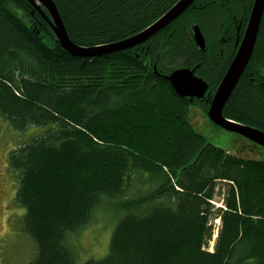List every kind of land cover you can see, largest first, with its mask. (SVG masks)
Listing matches in <instances>:
<instances>
[{"label": "trees", "instance_id": "obj_1", "mask_svg": "<svg viewBox=\"0 0 264 264\" xmlns=\"http://www.w3.org/2000/svg\"><path fill=\"white\" fill-rule=\"evenodd\" d=\"M178 1L54 0L84 47L132 37ZM253 4L196 0L149 41L82 58L28 0H0V118L16 131L38 128L7 156L21 229L37 249L29 264H80L71 238L107 200L123 212L109 252L82 264H264L263 147L233 132L243 141L217 146L191 122V107L209 119ZM182 67L209 84L203 100L172 87L167 76ZM223 114L264 131V15Z\"/></svg>", "mask_w": 264, "mask_h": 264}, {"label": "rangeland", "instance_id": "obj_2", "mask_svg": "<svg viewBox=\"0 0 264 264\" xmlns=\"http://www.w3.org/2000/svg\"><path fill=\"white\" fill-rule=\"evenodd\" d=\"M198 26V25H195ZM200 28V27H199ZM194 30V29H193ZM192 112L194 129L206 136L217 146L229 148L242 142L232 132L217 129L199 109ZM193 110V111H192ZM34 127L27 132L16 131L0 118V264H29L37 254L33 240L23 233L21 219L25 213L17 204V181L8 164V153L35 134ZM246 140V138H244ZM247 143H252L246 140ZM249 145V144H248ZM250 146V145H249ZM264 154V149L259 150ZM217 206H222V197H218ZM123 212L109 200L103 202L94 212L91 222L71 238V245L76 253L77 262L82 264L89 260H100L109 252L111 238ZM221 220L214 221L213 239L208 249L214 251L216 238L220 231Z\"/></svg>", "mask_w": 264, "mask_h": 264}, {"label": "water", "instance_id": "obj_3", "mask_svg": "<svg viewBox=\"0 0 264 264\" xmlns=\"http://www.w3.org/2000/svg\"><path fill=\"white\" fill-rule=\"evenodd\" d=\"M28 1L35 6L45 21L51 26L62 47L71 55L82 58L99 57L141 45L181 16L196 2V0H180L166 16L162 17L148 29L132 37L113 43L84 47L77 45L70 38L54 0ZM263 15L264 0H254L246 31L239 44V51L218 86L208 110V117L213 124L226 131L244 136L262 147H264V131L227 119L223 111L253 56ZM194 35L198 46L201 49H205V39L199 26L194 27ZM168 79L180 97L191 100H203L210 87L206 81L195 75L194 70L190 68L178 69Z\"/></svg>", "mask_w": 264, "mask_h": 264}, {"label": "bare ground", "instance_id": "obj_4", "mask_svg": "<svg viewBox=\"0 0 264 264\" xmlns=\"http://www.w3.org/2000/svg\"><path fill=\"white\" fill-rule=\"evenodd\" d=\"M179 1H180V0H179ZM179 1H178L175 5H173V7H171V9H173V8L179 3ZM32 5H33V4H32ZM171 9H169V10H168V11H167L162 17L166 16V15L169 13V11H171ZM188 9H189V8H188ZM162 17H161V18H162ZM179 17H180V16H179ZM179 17H178V18H179ZM249 17H250V16H249ZM161 18H159L157 21H159ZM178 18H177V19H178ZM262 19H263V18H262ZM44 20H45V19H44ZM175 20H176V19H175ZM175 20H174V21H175ZM248 20H249V18H248ZM157 21H156V22H157ZM174 21H173V22H174ZM156 22H154L152 25H154ZM173 22H172V23H173ZM261 23H262V22H261ZM170 24H171V23H170ZM170 24H169V25H170ZM247 24H248V22H247ZM152 25H150L149 27H151ZM169 25H168V26H169ZM149 27H147L146 29H148ZM166 27H167V26H166ZM166 27H165V28H166ZM194 27H195V26H194ZM194 27H193V29H194ZM246 27H247V25H246ZM246 27H245L244 33H245V31H246ZM260 27H261V26H260ZM146 29H144V30H146ZM144 30H143V31H144ZM162 30H163V29H162ZM162 30H161V31H162ZM143 31H141V32H143ZM161 31H159V32H161ZM159 32H158V33H159ZM201 32H202V31H201ZM139 33H140V32H139ZM158 33H157V34H158ZM157 34H156V35H157ZM193 34H194V30H193ZM156 35H154V36H156ZM154 36H153V37H154ZM194 36H195V35H194ZM203 36H204V35H203ZM243 36H244V34H243ZM243 36L237 40V42H238V47H237L236 55H237V53H238V51H239V48H240V45H239L240 42H239V41L242 40ZM153 37H152V38H153ZM194 39H195V37H194ZM204 39H205V37H204ZM149 40H150V39H149ZM149 40H148V41H149ZM146 42H147V41H146ZM195 42H196V41H195ZM196 44H197V42H196ZM197 45H198V44H197ZM205 46H206V41H205ZM236 55H235V57H236ZM235 57L232 59L230 65L232 64V62H233V60L235 59ZM250 60H251V59H250ZM249 62H250V61H249ZM248 64H249V63H248ZM230 65H229V66H230ZM182 68H188V67H182ZM228 68H229V67H228ZM178 69H181V68H178ZM178 69H176V70H178ZM190 69H191V68H190ZM176 70H174V71H176ZM227 70H228V69H227ZM174 71H173V72H174ZM173 72H172V73H173ZM194 72H195V71H194ZM226 72H227V71H226ZM172 73H171V74H172ZM171 74H170V75H171ZM225 74H226V73H225ZM243 74H244V73H243ZM170 75H169V76H170ZM195 75H196V74H195ZM169 76H167V79H168ZM197 76H198V75H197ZM241 77H242V76H241ZM199 78L203 79L202 77H199ZM222 79H223V78H222ZM240 79H241V78H240ZM168 80H169V79H168ZM203 80H204V79H203ZM204 81H206V80H204ZM221 81H222V80H221ZM169 82H170V81H169ZM206 82H207V81H206ZM170 83H171V82H170ZM220 83H221V82H220ZM171 85H172V84H171ZM219 85H220V84H219ZM237 85H238V84H237ZM172 87H173V86H172ZM217 88H218V87H217ZM174 90H175V89H174ZM216 90H217V89H216ZM175 91H176V90H175ZM176 93H177V92H176ZM177 94H178V93H177ZM178 95H179V94H178ZM214 95H215V93H214ZM214 95H213V97H214ZM213 97H212V100H213ZM212 100H211V102H212ZM226 104H227V103H226ZM225 106H226V105H225ZM232 121H233V120H232ZM234 122H236V121H234ZM236 123H239V122H236ZM239 124H241V123H239ZM243 125H244V124H243ZM248 126H249V125H248ZM243 137H244V136H243ZM245 138H246V137H245ZM246 139H248V138H246ZM248 140H250V139H248ZM250 141H252V140H250ZM252 142H253V141H252ZM254 143H255V142H254ZM256 144H257V143H256ZM258 145H259V144H258ZM263 148H264V147H263ZM217 237H218V236H217Z\"/></svg>", "mask_w": 264, "mask_h": 264}, {"label": "flooded vegetation", "instance_id": "obj_5", "mask_svg": "<svg viewBox=\"0 0 264 264\" xmlns=\"http://www.w3.org/2000/svg\"><path fill=\"white\" fill-rule=\"evenodd\" d=\"M193 36H194V34H193ZM195 40V39H194ZM239 42H241V41H239ZM236 45H237V47H238V42L236 43ZM236 52H237V50H236ZM210 88V87H209ZM209 91V90H208ZM216 92V91H215Z\"/></svg>", "mask_w": 264, "mask_h": 264}]
</instances>
